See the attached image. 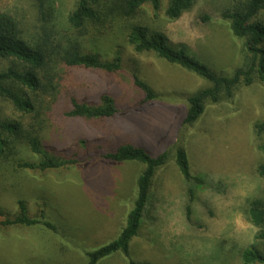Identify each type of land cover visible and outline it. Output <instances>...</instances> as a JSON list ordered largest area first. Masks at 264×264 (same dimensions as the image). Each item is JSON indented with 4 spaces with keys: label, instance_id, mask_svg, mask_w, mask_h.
Here are the masks:
<instances>
[{
    "label": "rangeland",
    "instance_id": "obj_1",
    "mask_svg": "<svg viewBox=\"0 0 264 264\" xmlns=\"http://www.w3.org/2000/svg\"><path fill=\"white\" fill-rule=\"evenodd\" d=\"M107 1L101 0L103 10ZM236 1L195 0L178 20L170 21L165 16L167 0H161L157 11L145 4L130 21L86 24L74 30L67 17L77 0H42L41 9L36 0H0V13L15 18L30 43L42 36L41 27H48L59 38L77 39L85 52L107 60L118 54L122 65L117 74L64 68L41 139L48 150L76 158L77 164L45 172L12 169L0 175V206L15 215L16 202L22 199L31 217L44 210L57 233L0 224V264H87V252L115 240L144 169L138 162L110 164L102 159L124 143L145 148L153 156L168 154L152 179L140 230L130 242V258L151 264H242L240 254L258 232L246 219L247 204L264 199V177L256 172L264 164L259 149L264 146V132L255 130L264 121V84L257 80L250 86L239 84L231 98L221 94L218 102H206L199 119L184 126L186 97L209 83L153 53H136L127 42L130 23L147 25L171 43L186 45L218 76L229 77L248 54L245 41L232 35L224 18ZM257 18L264 24V9ZM9 65L0 62V69ZM133 70L157 99L145 100L133 84ZM102 94L116 102L114 118L66 115L71 98L96 104ZM0 113L20 117L1 100ZM176 148L186 153L190 173L204 175L209 182L196 191L190 223L185 219V182L176 166ZM98 264L128 262L115 253Z\"/></svg>",
    "mask_w": 264,
    "mask_h": 264
},
{
    "label": "trees",
    "instance_id": "obj_2",
    "mask_svg": "<svg viewBox=\"0 0 264 264\" xmlns=\"http://www.w3.org/2000/svg\"><path fill=\"white\" fill-rule=\"evenodd\" d=\"M40 9L42 0H36ZM195 0H167L165 16L170 21L178 20L188 11ZM145 4L154 11L161 0H108L101 8V0H77L75 9L69 13L67 24L74 30H81L86 24H107L130 21ZM264 9V0H238L224 14L230 22L232 35L244 40L248 54L243 64L229 77L218 76L210 68L200 63L184 44H173L161 31L151 30L147 25L130 23L127 26V42L136 53H153L169 64L194 73L209 83L186 97V111L182 125L194 124L202 115L206 102L216 103L223 94L231 98L239 84L250 86L254 81L264 84V24L257 18ZM43 17V15H42ZM45 21V19H44ZM41 27L42 36L30 43L22 37L18 22L12 16L0 13V62L10 65L0 69V100L10 104L19 114L18 119L8 118L0 113V175L10 170L37 171L69 169L77 164L76 158L59 155L42 144V132L47 127L50 113L60 93V81L64 68H82L117 74L122 69L121 57L102 58L98 53L83 51L77 39L70 36L59 38L54 30ZM133 84L140 89L146 101L158 98L157 94L142 81L136 70L131 74ZM71 108L66 115L86 120L114 118L118 107L108 94H102L96 104L70 100ZM257 134L264 132V121L255 125ZM264 152V146L259 147ZM167 152L151 155L145 148L131 143L118 145L105 153L102 159L110 164L138 162L144 165L136 182V196L128 211L125 225L117 238L86 253L87 264H98L115 253H120L128 264H151L136 262L130 258V242L137 237L144 213L149 202L151 182L156 170L167 160ZM176 166L185 182V219L190 223L191 203L196 191L209 185L204 175L190 173L186 153L175 149ZM264 177V164L256 168ZM18 213L11 215L0 206L2 227L41 228L57 233V229L47 218L44 210L37 217H31L22 199L16 202ZM247 221L258 232L254 242L241 254L242 264H264V199L254 198L245 210Z\"/></svg>",
    "mask_w": 264,
    "mask_h": 264
}]
</instances>
